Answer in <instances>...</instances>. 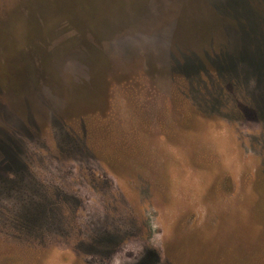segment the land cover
<instances>
[{
    "label": "rangeland",
    "instance_id": "obj_1",
    "mask_svg": "<svg viewBox=\"0 0 264 264\" xmlns=\"http://www.w3.org/2000/svg\"><path fill=\"white\" fill-rule=\"evenodd\" d=\"M37 40L59 44L52 77L16 96L9 49ZM14 251L264 264V0H0V253Z\"/></svg>",
    "mask_w": 264,
    "mask_h": 264
},
{
    "label": "trees",
    "instance_id": "obj_2",
    "mask_svg": "<svg viewBox=\"0 0 264 264\" xmlns=\"http://www.w3.org/2000/svg\"><path fill=\"white\" fill-rule=\"evenodd\" d=\"M26 8L29 10V7L26 6ZM27 11H21V13L19 14L21 17L20 20L23 22V27H25L26 29L25 34L27 33V31H29L30 37H33L39 30L38 27H36V25L34 24L35 15L31 16L29 21L26 15ZM56 27L57 31H59L60 26ZM81 30V28H77L78 33L81 32ZM35 32L36 34L34 35ZM38 42L32 41L33 47H21V49H19L20 46H11L12 48L9 49V54L6 58H15L17 53L19 52V57L17 58H20L21 61L10 60L8 62H5L6 67L8 69H11L10 73H12L15 77L14 82L8 83L6 85V91L14 92L16 96L20 97L23 95L24 87L30 85L31 87H33L34 85L37 86L36 83L39 82L44 85L45 82H47L48 79L52 77L49 73V70L51 64L53 63V59L59 50V44L51 45L49 43H45L44 47H42L44 43L40 44V41ZM40 255L41 254L39 253V251L35 252L31 261L28 260L27 262L30 264H35L36 259H38ZM152 256L155 257L154 252H147L143 259L136 264H146L151 260ZM23 257V254L19 251L0 253V261L3 264H21V262L23 261Z\"/></svg>",
    "mask_w": 264,
    "mask_h": 264
}]
</instances>
